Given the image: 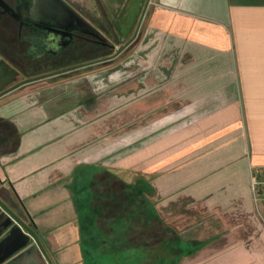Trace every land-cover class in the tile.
Segmentation results:
<instances>
[{"label": "crops", "instance_id": "0c3cea01", "mask_svg": "<svg viewBox=\"0 0 264 264\" xmlns=\"http://www.w3.org/2000/svg\"><path fill=\"white\" fill-rule=\"evenodd\" d=\"M144 20L112 66L0 97L13 134L1 186L53 264H85L72 185L96 167L151 182L163 223L197 246L178 264H264L251 183L264 166V0H152ZM0 61L15 72L1 50ZM26 252L6 264H48Z\"/></svg>", "mask_w": 264, "mask_h": 264}, {"label": "trees", "instance_id": "16d2710c", "mask_svg": "<svg viewBox=\"0 0 264 264\" xmlns=\"http://www.w3.org/2000/svg\"><path fill=\"white\" fill-rule=\"evenodd\" d=\"M12 135L0 124V147ZM94 169L72 185L85 264H178L195 251L196 245L163 223L149 180L127 183L106 169ZM34 255H41L37 246L23 256Z\"/></svg>", "mask_w": 264, "mask_h": 264}, {"label": "flooded vegetation", "instance_id": "af4514ba", "mask_svg": "<svg viewBox=\"0 0 264 264\" xmlns=\"http://www.w3.org/2000/svg\"><path fill=\"white\" fill-rule=\"evenodd\" d=\"M77 16L94 30L87 28ZM93 20L97 25L72 0H0V50L16 68L15 72H8L10 83L5 88L22 80L18 72L36 71L39 76L81 64L73 60L86 52L92 53L94 59L113 54L117 44H121L116 41L123 24L111 23L108 17H104L105 25L96 17ZM0 64L6 69L2 61ZM0 198L11 206L4 193L0 192ZM6 213L0 206V231L7 221Z\"/></svg>", "mask_w": 264, "mask_h": 264}, {"label": "water", "instance_id": "95a60500", "mask_svg": "<svg viewBox=\"0 0 264 264\" xmlns=\"http://www.w3.org/2000/svg\"><path fill=\"white\" fill-rule=\"evenodd\" d=\"M151 2L152 0H145L132 36L127 41H125L122 44V46L118 48L113 54H110L102 58H97L79 65H75L66 69H62L53 73L34 76L22 80L17 84H14L7 88L5 87L10 83V80H8V75H7L8 73H6L4 67L0 64V97L25 84L42 80L47 77L77 70L83 67L103 63L117 58L124 50H126L129 46H131L139 37L143 21L145 19V16L147 14ZM73 13L74 15H77L75 12ZM77 17L80 20H82L83 24L87 28L94 30V28L87 21L81 19L79 16ZM116 42L120 43V40L117 39ZM0 184H1V179H0ZM0 189H1L0 192L4 193L5 199L8 200L11 204V206H9L0 198V206H2L7 212L6 213L7 221L4 222L3 230L0 231V264H6L8 261L17 257L21 253H24L25 251H29L34 246H37L40 249L44 257L46 258L48 264H53L51 258L49 257L47 251L45 250L34 228L33 223L29 222L28 219L21 214L19 209L20 206L14 202V200L11 198L10 194L5 190V188L0 187Z\"/></svg>", "mask_w": 264, "mask_h": 264}, {"label": "rangeland", "instance_id": "374dc122", "mask_svg": "<svg viewBox=\"0 0 264 264\" xmlns=\"http://www.w3.org/2000/svg\"><path fill=\"white\" fill-rule=\"evenodd\" d=\"M72 1L77 3L79 8L82 10V12L85 13L87 15V18L92 23L94 22L95 25H97L98 22L93 20L94 17L98 18L100 21L99 23L103 25H105L106 23L104 21V17H108L111 23L121 22L123 24L121 27L122 28L121 31H119L121 33L118 35V38L120 39L121 44H117L116 49L120 48L122 44L132 36L134 29L136 27V24L138 22L140 13H141L140 10H142V7L145 2V0H72ZM144 25H145V20L142 26ZM106 36L111 38V36L107 33H106ZM138 39L139 37L136 39V41L131 46H129L126 50H124L119 55V57L111 61L105 62V63L96 64L91 67H87V68H83V69H80L74 72H70L64 75L63 77L80 75L90 70L112 66L119 60L124 59L129 55L130 51L134 48L135 44L138 42ZM93 57L94 56L92 53L86 52L80 55L78 59L74 58L73 61H79L82 64V63L94 60ZM94 173H96V169L81 170L77 174L78 175L77 181L79 180L78 182H81L82 179L92 176Z\"/></svg>", "mask_w": 264, "mask_h": 264}, {"label": "built area", "instance_id": "2783aa9c", "mask_svg": "<svg viewBox=\"0 0 264 264\" xmlns=\"http://www.w3.org/2000/svg\"><path fill=\"white\" fill-rule=\"evenodd\" d=\"M251 183L256 201L264 205V166L251 168Z\"/></svg>", "mask_w": 264, "mask_h": 264}]
</instances>
